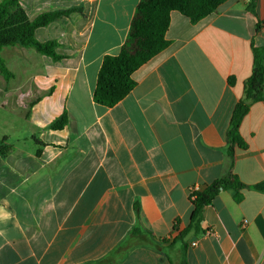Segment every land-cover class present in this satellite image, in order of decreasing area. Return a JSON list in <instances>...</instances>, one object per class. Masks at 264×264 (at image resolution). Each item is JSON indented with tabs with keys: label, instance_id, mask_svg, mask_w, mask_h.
<instances>
[{
	"label": "crops",
	"instance_id": "crops-1",
	"mask_svg": "<svg viewBox=\"0 0 264 264\" xmlns=\"http://www.w3.org/2000/svg\"><path fill=\"white\" fill-rule=\"evenodd\" d=\"M2 0H0L1 3ZM141 0H21L65 58L7 46L0 72V264H264V101L227 133L264 50V0H227L197 23L171 12L169 46L137 69L113 107L94 100L107 55H118ZM67 113L62 130L51 123ZM233 174L189 228L191 193ZM247 221V222H246Z\"/></svg>",
	"mask_w": 264,
	"mask_h": 264
},
{
	"label": "trees",
	"instance_id": "trees-1",
	"mask_svg": "<svg viewBox=\"0 0 264 264\" xmlns=\"http://www.w3.org/2000/svg\"><path fill=\"white\" fill-rule=\"evenodd\" d=\"M227 0H141L136 7L127 39L118 55L104 57L94 91V100L105 107H113L123 100L135 87L133 73L151 58L165 50L170 41L166 34L169 29L171 12L178 11L192 23L215 12ZM76 11L56 10L44 12L30 19L21 5V0H2L0 3V72L9 80L13 75L1 57V51L7 46L32 47L40 54L60 61L65 58L58 53L60 44L55 40L41 42L36 31L50 23ZM264 101V50L255 49L254 66L251 76L244 85V95L236 105L230 129L227 133L228 155L233 159L235 148L247 147L240 134V126L251 106ZM67 113H63L49 126L52 130H62L67 124ZM6 138L0 141V155L6 157L10 145ZM246 187L235 175L229 174L207 185L202 190L191 193L193 206L189 228L181 232L184 236L190 230H198L206 206L212 204L222 190H234L235 199L240 200V191ZM264 191V184L255 186Z\"/></svg>",
	"mask_w": 264,
	"mask_h": 264
},
{
	"label": "built area",
	"instance_id": "built-area-1",
	"mask_svg": "<svg viewBox=\"0 0 264 264\" xmlns=\"http://www.w3.org/2000/svg\"><path fill=\"white\" fill-rule=\"evenodd\" d=\"M247 222V221H246Z\"/></svg>",
	"mask_w": 264,
	"mask_h": 264
}]
</instances>
